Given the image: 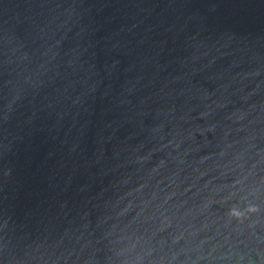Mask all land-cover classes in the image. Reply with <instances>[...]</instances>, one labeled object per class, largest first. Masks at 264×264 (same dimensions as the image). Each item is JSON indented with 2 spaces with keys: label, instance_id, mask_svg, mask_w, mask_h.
<instances>
[{
  "label": "water",
  "instance_id": "95a60500",
  "mask_svg": "<svg viewBox=\"0 0 264 264\" xmlns=\"http://www.w3.org/2000/svg\"><path fill=\"white\" fill-rule=\"evenodd\" d=\"M0 264H264V0H0Z\"/></svg>",
  "mask_w": 264,
  "mask_h": 264
}]
</instances>
